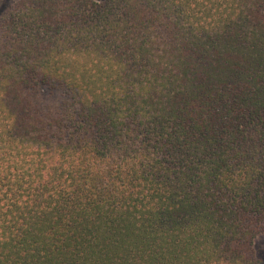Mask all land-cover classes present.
<instances>
[{
	"label": "trees",
	"instance_id": "obj_1",
	"mask_svg": "<svg viewBox=\"0 0 264 264\" xmlns=\"http://www.w3.org/2000/svg\"><path fill=\"white\" fill-rule=\"evenodd\" d=\"M264 0H0V264H257Z\"/></svg>",
	"mask_w": 264,
	"mask_h": 264
},
{
	"label": "rangeland",
	"instance_id": "obj_2",
	"mask_svg": "<svg viewBox=\"0 0 264 264\" xmlns=\"http://www.w3.org/2000/svg\"><path fill=\"white\" fill-rule=\"evenodd\" d=\"M255 252L258 259L257 264H264V234H261L255 241Z\"/></svg>",
	"mask_w": 264,
	"mask_h": 264
}]
</instances>
